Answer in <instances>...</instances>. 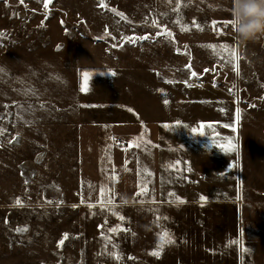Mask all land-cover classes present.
Segmentation results:
<instances>
[{
  "label": "rangeland",
  "instance_id": "obj_1",
  "mask_svg": "<svg viewBox=\"0 0 264 264\" xmlns=\"http://www.w3.org/2000/svg\"><path fill=\"white\" fill-rule=\"evenodd\" d=\"M44 2L0 0V264H264V39L218 35L232 0ZM107 69L197 92L183 118L200 150L195 166L164 155L158 176L152 146L140 143L129 170L107 139L105 203L90 208L78 195L80 76Z\"/></svg>",
  "mask_w": 264,
  "mask_h": 264
},
{
  "label": "crops",
  "instance_id": "obj_2",
  "mask_svg": "<svg viewBox=\"0 0 264 264\" xmlns=\"http://www.w3.org/2000/svg\"><path fill=\"white\" fill-rule=\"evenodd\" d=\"M89 73L90 77L86 83L83 73L80 76V86L86 87V90H81L79 94V102L82 104L78 109L79 123L76 135L78 195L81 203L100 202L103 185L101 164L106 147L109 146L107 139L113 147L114 155L119 151L127 153L129 156L127 160H131L132 163L128 165L129 170L139 153L140 143L142 146L145 143L153 147L152 158L156 162L154 167L158 176L164 155L170 153L174 156L165 159L166 162L170 160L171 165L176 160L181 161L186 157V160L189 158L188 161L195 166L194 162L198 160L196 156L200 150L193 137L196 133V130L195 132L192 130L196 126L193 121L195 119L190 117L189 120H185L183 117L188 115L191 109H199L198 105L202 102L199 98H193L197 92L184 91L182 84L159 80L154 75L139 77L141 79L138 85H134L137 81L127 79L131 82L128 85L124 84L125 80L120 78L116 69ZM184 94L189 96L184 97ZM125 95L128 97L127 101H120V97ZM210 122L218 124L217 119ZM172 125L175 126V136L179 134L182 137L184 130L191 132V136L185 141L183 137H179L178 140L167 139L166 130ZM202 128L204 127L200 124L199 131ZM203 151L207 156L209 151L206 146Z\"/></svg>",
  "mask_w": 264,
  "mask_h": 264
},
{
  "label": "clouds",
  "instance_id": "obj_3",
  "mask_svg": "<svg viewBox=\"0 0 264 264\" xmlns=\"http://www.w3.org/2000/svg\"><path fill=\"white\" fill-rule=\"evenodd\" d=\"M232 21L241 44L264 39V0H232Z\"/></svg>",
  "mask_w": 264,
  "mask_h": 264
},
{
  "label": "snow or ice",
  "instance_id": "obj_4",
  "mask_svg": "<svg viewBox=\"0 0 264 264\" xmlns=\"http://www.w3.org/2000/svg\"><path fill=\"white\" fill-rule=\"evenodd\" d=\"M21 2H23V0H21ZM50 3H51V0H45V2H44V7H45V9L48 8V5H49ZM100 6H101V7H106V5L103 3V0H101ZM116 14L119 15V16H121V17H123V13H116ZM153 23H155V21H153ZM177 23H179V21H177ZM223 23H224L225 26H227V25H231V27H232L233 29L235 28V25H234V23H233L232 20L224 21ZM197 27L199 28L198 25H197ZM213 28H214V30H215V28H216V22L213 23ZM181 30H182V31H186L187 29H186V28H182ZM200 30H202V29H200ZM165 31H166V30H165ZM158 34H161V33H158ZM167 35H168V36H171L172 34H171L170 32H168ZM147 38H148L147 36H141V37H128V38H126V39H127L128 41L132 42V43H135L137 39L143 40V39H147ZM208 47L211 48V49H213L214 53L216 52V50H217L218 47H219L220 49H222V50H229L227 45H219V46H218V45H208ZM229 51H230V54H231L233 57H235V58L238 59L237 54H236V52H235L234 49L229 50ZM236 68H237V74H238V64L236 65ZM0 71H3V69H0ZM205 71H208V70L206 69ZM191 75H192L193 77H195V76L197 75V73L193 71V72H191ZM89 77H90V73L87 72V71H85V72L83 73V79H84L85 83L87 82V80L89 79ZM168 82H170V81H168ZM81 90H82V91H85V90H86V87L82 86ZM164 102H165V104H167V100H165ZM193 131L195 132V129H193ZM2 133H3V130L0 129V134H2ZM113 139H114V138H113ZM149 174H150V173H149ZM114 178H115V177H114ZM141 187H142V190H143L144 192H146V188L144 187L143 183L141 184ZM104 191H105V189H104V187H103V185H102V186H101V194H102V195H103ZM141 194H142V193H141ZM170 195H171V194H170ZM202 199H203V197H202ZM82 202H83V201H82ZM110 202H111V201H108V203H110ZM104 203H105V201H104L103 199H101V205H102V206H103ZM16 204H17V205L21 204V201H20L19 199H17V200H16ZM89 207H90V208H91V207H95V205H93V204H89ZM118 218L121 219V220L124 219L123 217H118ZM17 231H27V229H17ZM110 231L114 233V232H117V231H124V229H119V228L113 227V228L110 229ZM67 238H68V237H67V234H64V238L61 239V240L59 241V245H63L64 240H66ZM160 239L163 240L165 243H172V242H173L172 239H171V237L169 236V234H168L167 232H164L163 235L160 237ZM232 243H234V244H239L240 241L233 240ZM158 248H159L160 250H162V248H163V244L158 245ZM151 254H152V255H157V256H158V255H159V252L157 251V252H153V253H151ZM113 255H114V258L119 259V256H118V255H115V254H113Z\"/></svg>",
  "mask_w": 264,
  "mask_h": 264
},
{
  "label": "built area",
  "instance_id": "obj_5",
  "mask_svg": "<svg viewBox=\"0 0 264 264\" xmlns=\"http://www.w3.org/2000/svg\"><path fill=\"white\" fill-rule=\"evenodd\" d=\"M152 28H155V26H153ZM216 30L218 31V35H232L235 38L236 43H239V40L236 37V33L234 32V29L231 27V25L225 26L224 23H219L216 25ZM262 85L264 87V82L262 83Z\"/></svg>",
  "mask_w": 264,
  "mask_h": 264
}]
</instances>
